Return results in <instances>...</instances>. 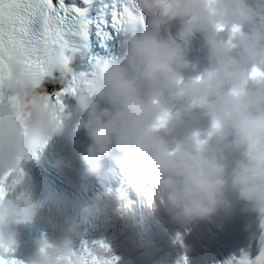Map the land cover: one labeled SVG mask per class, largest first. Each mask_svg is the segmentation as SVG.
Wrapping results in <instances>:
<instances>
[{"label": "clouds", "instance_id": "clouds-1", "mask_svg": "<svg viewBox=\"0 0 264 264\" xmlns=\"http://www.w3.org/2000/svg\"><path fill=\"white\" fill-rule=\"evenodd\" d=\"M141 8L123 18L122 54L96 59L90 74L77 78L83 115L75 127L90 141L82 173L107 181L118 171L181 225L231 209L230 196L264 220V76L250 75L264 72V0H142ZM196 34L203 55L194 61ZM36 51L22 43L14 53L8 90L18 103H0V174L63 130L55 99L27 66ZM43 51L49 77L63 81L73 72L68 46ZM106 158L114 168L105 169ZM57 164L72 161L61 156ZM38 208L27 190L0 200V234L10 247L13 226L31 222ZM104 209L98 193L85 211ZM45 242L29 264H58L57 256L76 253L70 238Z\"/></svg>", "mask_w": 264, "mask_h": 264}, {"label": "snow or ice", "instance_id": "snow-or-ice-1", "mask_svg": "<svg viewBox=\"0 0 264 264\" xmlns=\"http://www.w3.org/2000/svg\"><path fill=\"white\" fill-rule=\"evenodd\" d=\"M38 23L40 30L49 43L58 41L63 31L75 28L76 33L80 38L79 50L83 54L86 51V41L88 37L87 21L83 18L79 9L66 4L65 0H0V103L7 102L14 106L18 103V96L13 95L8 90V82L12 78V63L16 49L24 43V38L29 32L30 27ZM218 30L223 29V25H218ZM235 34L239 31L237 26L231 29ZM28 68L41 73L43 71L42 64L36 59H30L27 64ZM81 75H85L81 73ZM251 76H264L257 68H253ZM72 88L62 89L56 93V105L59 114L63 110L62 95L65 92H72ZM168 114L163 113L156 127L163 125ZM60 119V115L57 116ZM217 127L214 122L213 128ZM197 144L203 141L197 140ZM30 154H24L18 158V166L10 169L7 172L0 174V200L4 199L11 188L19 182L22 170L19 163ZM143 194L144 203L155 207V202L148 194V189L141 186L137 189ZM117 198L121 200L120 209L126 211L129 207L128 202L124 199V192L117 189ZM261 227L264 228V220H261ZM177 242L182 243L180 234L176 236ZM49 247L47 243H43L40 252L44 253ZM109 251V246L104 241H97L89 248H85L79 253H73L67 256H57L58 264H118V257L114 255H105ZM73 256L76 259H73ZM0 264H25V262L11 255V247L3 235L0 234ZM177 264H187L186 257H181ZM224 264H264V246H261L257 255L250 258L249 254L242 251L238 256L229 257Z\"/></svg>", "mask_w": 264, "mask_h": 264}, {"label": "bare ground", "instance_id": "bare-ground-1", "mask_svg": "<svg viewBox=\"0 0 264 264\" xmlns=\"http://www.w3.org/2000/svg\"><path fill=\"white\" fill-rule=\"evenodd\" d=\"M48 93H50V92H48ZM137 209V208H136Z\"/></svg>", "mask_w": 264, "mask_h": 264}]
</instances>
